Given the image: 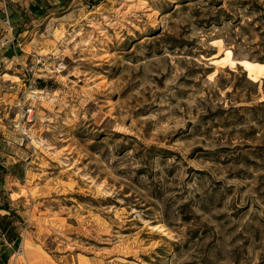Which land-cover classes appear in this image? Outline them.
Returning a JSON list of instances; mask_svg holds the SVG:
<instances>
[{
  "label": "rangeland",
  "instance_id": "374dc122",
  "mask_svg": "<svg viewBox=\"0 0 264 264\" xmlns=\"http://www.w3.org/2000/svg\"><path fill=\"white\" fill-rule=\"evenodd\" d=\"M16 2L0 264H264V0Z\"/></svg>",
  "mask_w": 264,
  "mask_h": 264
},
{
  "label": "crops",
  "instance_id": "0c3cea01",
  "mask_svg": "<svg viewBox=\"0 0 264 264\" xmlns=\"http://www.w3.org/2000/svg\"><path fill=\"white\" fill-rule=\"evenodd\" d=\"M15 10V6H10L9 3L6 5L4 3H0V11H1V14H8V12L12 13L13 11ZM5 203H0V206H5L4 205ZM10 206V205H9ZM9 210L11 209H7V207H3V208H0V239L1 238H5V232H7V230L10 228V222L7 221L6 217L8 216V212ZM7 227V228H6ZM5 240V239H4ZM6 243V241H5ZM14 244V242H13ZM13 244H10V245H13ZM11 247V246H9ZM1 251V249H0Z\"/></svg>",
  "mask_w": 264,
  "mask_h": 264
},
{
  "label": "bare ground",
  "instance_id": "6f19581e",
  "mask_svg": "<svg viewBox=\"0 0 264 264\" xmlns=\"http://www.w3.org/2000/svg\"><path fill=\"white\" fill-rule=\"evenodd\" d=\"M227 54V60L230 61L231 53L230 51L226 52ZM232 65L235 64V61H230ZM240 65L245 68L246 72L248 73V79L250 81H256L257 78L260 76L264 77V64H258V63H250L247 61H241Z\"/></svg>",
  "mask_w": 264,
  "mask_h": 264
},
{
  "label": "trees",
  "instance_id": "16d2710c",
  "mask_svg": "<svg viewBox=\"0 0 264 264\" xmlns=\"http://www.w3.org/2000/svg\"><path fill=\"white\" fill-rule=\"evenodd\" d=\"M6 234H8V237L10 236V242H14V241H16V239H14L13 238V240H11V237L13 236V231H12V228H9L8 230H7V232H6Z\"/></svg>",
  "mask_w": 264,
  "mask_h": 264
},
{
  "label": "built area",
  "instance_id": "2783aa9c",
  "mask_svg": "<svg viewBox=\"0 0 264 264\" xmlns=\"http://www.w3.org/2000/svg\"><path fill=\"white\" fill-rule=\"evenodd\" d=\"M0 3H4L7 5L8 3H17V2H16V0H0ZM7 24H8V22H7ZM9 25H10V23H9Z\"/></svg>",
  "mask_w": 264,
  "mask_h": 264
}]
</instances>
